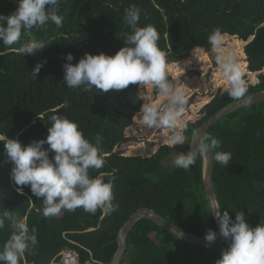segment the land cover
Segmentation results:
<instances>
[{
	"label": "trees",
	"instance_id": "obj_1",
	"mask_svg": "<svg viewBox=\"0 0 264 264\" xmlns=\"http://www.w3.org/2000/svg\"><path fill=\"white\" fill-rule=\"evenodd\" d=\"M132 5L141 9L139 26L150 24L159 32L157 43L166 54V66L180 63L195 51L209 52L208 36L219 29L223 38L243 44L245 73L254 75L253 81H246L248 95L264 89V0H62L61 27L50 22L21 37V42L50 43L36 55H19V45L4 47L0 41V134L23 144L44 139L52 115L76 122L90 141L101 134L105 166L100 171L110 174L106 182L114 178L113 203L118 205L103 218L99 210L92 215L82 208L45 218L43 202L31 193L30 186H22L20 192L17 188L21 186L11 181V164L0 142V213L7 210L23 219L30 230L36 229L38 239L35 253H26L20 264H49L64 249L74 250L81 262L91 259L108 264L117 248L118 229L142 207L201 237L209 229L215 231L202 185L201 157L185 171L172 165L170 155L177 149L186 154L193 130L234 101L227 88L216 89L200 104L194 116L184 121L186 142L172 146L155 129L150 135V129L137 124L136 113L142 104L159 101L153 87L130 84L117 93L104 94L95 89H70L62 83L68 53L75 64L85 53L115 55L125 46L122 39L129 28L123 18ZM16 7V0H0L4 15ZM42 61L34 78L31 72ZM167 75L171 81L172 75ZM203 135L221 141V147L213 151L232 155L227 167L213 161V187L221 211L227 210L233 219L235 212L243 211L251 227L264 223V100L221 117ZM89 174L99 173L90 170ZM10 234L6 222L0 230V248ZM222 243L227 247L224 239ZM195 249L206 248L187 243L143 218L129 231L120 264H203L202 258L195 261Z\"/></svg>",
	"mask_w": 264,
	"mask_h": 264
},
{
	"label": "clouds",
	"instance_id": "obj_2",
	"mask_svg": "<svg viewBox=\"0 0 264 264\" xmlns=\"http://www.w3.org/2000/svg\"><path fill=\"white\" fill-rule=\"evenodd\" d=\"M62 0H16L17 7L8 15L0 13V41L4 47L19 45V55H36L47 43L29 39L21 42L22 35L39 31L51 22L57 27L63 24L58 14ZM146 16V14H145ZM124 23L129 31L124 34V47L115 55L85 53L75 64L74 56L68 53L63 64L65 84L70 89L84 92L108 94L126 89L130 84L151 86L166 99L163 106L145 101L136 113L139 124L148 129L164 130L168 142L183 145L187 124L182 116L188 105L184 89L174 85L167 75L166 54L158 47L160 34L153 25L140 27L141 9L135 5L125 9ZM208 43L217 53L215 60L227 81V94L237 102L247 103L248 86L241 70L236 51L226 50L219 29L208 36ZM45 62H39L31 75L36 78ZM48 135L44 139L23 144L16 138L0 134L6 162L11 164L10 179L22 192V186H30L31 193L43 202L42 214L54 217L62 210L73 212L82 208L95 215L99 210L101 218L114 213L118 205L113 203L114 178L100 171L105 166L103 153L104 137L97 133L93 140L85 137L76 122L67 117H49ZM195 135V134H194ZM259 135V132H257ZM44 145H48L47 148ZM186 154H173L175 168L189 170L201 156H208L216 163L227 167L232 161L230 152L213 151L221 147V141L212 135H203L194 140ZM50 153L53 155L50 158ZM90 170L99 174L91 176ZM212 207V214L219 225V235L227 243L215 264H264V223L251 227L243 211L235 212L233 219L227 210ZM6 222L11 234L0 248V264H20L26 253L34 254L38 246L36 229L10 211L0 213V230ZM207 244L217 239L214 230H207L204 237Z\"/></svg>",
	"mask_w": 264,
	"mask_h": 264
},
{
	"label": "rangeland",
	"instance_id": "obj_3",
	"mask_svg": "<svg viewBox=\"0 0 264 264\" xmlns=\"http://www.w3.org/2000/svg\"><path fill=\"white\" fill-rule=\"evenodd\" d=\"M223 39L226 50L234 49L236 51L245 81H253L254 75H249L247 72L245 73L244 58L241 53L243 44L233 39ZM216 55L217 53L212 49L209 52L195 51L190 53L189 56L180 63L166 66L167 72L172 75L171 82L174 85L181 86L188 97V105L186 106V110L182 116L183 121L191 118V116H194V113L197 111L200 104L204 103L216 89L227 88V81L223 78L221 69L216 63ZM158 97L159 101L155 105L163 106L166 103V99L160 94ZM137 124L139 125V121ZM151 130L152 129L149 131L150 135L154 131ZM155 130L163 142L168 141V137L165 135V132H161V129ZM150 135L148 134L147 138L150 139ZM174 153L181 154L182 151L177 149ZM225 248V244L222 243L214 248H206L202 250L195 249V261L198 257L203 259V264H215L216 260L220 258L222 250Z\"/></svg>",
	"mask_w": 264,
	"mask_h": 264
},
{
	"label": "water",
	"instance_id": "obj_4",
	"mask_svg": "<svg viewBox=\"0 0 264 264\" xmlns=\"http://www.w3.org/2000/svg\"><path fill=\"white\" fill-rule=\"evenodd\" d=\"M248 97L250 99L248 100L247 103L237 102V101L229 102L228 104L224 105L222 108L217 110L214 114H212L208 119L202 122L199 126H197L190 135L189 148L191 147L190 145L193 143L194 140L200 139L203 136V134L206 132V130L213 123L218 121L221 117L227 115L230 112L238 110L242 107L250 105L252 103H256V102L264 100V89L254 92L248 95ZM212 175H213V160L211 158V153L209 152L208 156H201V179H202V185L204 189V195L206 198V202L208 204V207L211 213H212V207L214 205L219 207V204H218L215 192H214ZM212 216L214 218L213 214ZM143 218L153 221L155 224H157L159 227L166 230L167 232L195 246H199L203 248H214V247L221 245L223 241V238L219 235V225L215 218H214V223H215V231L217 233V239L211 244H207L204 237L198 236L194 233L188 232L174 225L173 223H171L170 221H168L167 219H165L164 217L156 213L153 209L142 207V208L137 209L135 212H133L130 215V217L118 229L116 233L117 248L108 264H120L121 263L122 257L126 251L127 235L129 231L132 229L133 225L138 220L143 219ZM91 229L92 228H88L87 230H91Z\"/></svg>",
	"mask_w": 264,
	"mask_h": 264
},
{
	"label": "built area",
	"instance_id": "obj_5",
	"mask_svg": "<svg viewBox=\"0 0 264 264\" xmlns=\"http://www.w3.org/2000/svg\"><path fill=\"white\" fill-rule=\"evenodd\" d=\"M49 264H98L97 262L87 259L83 262L79 260L78 254L71 249H64L59 253L58 260H52Z\"/></svg>",
	"mask_w": 264,
	"mask_h": 264
},
{
	"label": "flooded vegetation",
	"instance_id": "obj_6",
	"mask_svg": "<svg viewBox=\"0 0 264 264\" xmlns=\"http://www.w3.org/2000/svg\"><path fill=\"white\" fill-rule=\"evenodd\" d=\"M173 154H174V153H172V154L170 155V158H173ZM175 154H176V153H175Z\"/></svg>",
	"mask_w": 264,
	"mask_h": 264
}]
</instances>
